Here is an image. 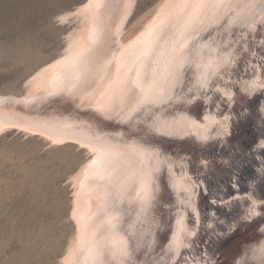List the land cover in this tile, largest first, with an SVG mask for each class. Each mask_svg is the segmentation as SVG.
<instances>
[{
	"label": "bare ground",
	"instance_id": "bare-ground-1",
	"mask_svg": "<svg viewBox=\"0 0 264 264\" xmlns=\"http://www.w3.org/2000/svg\"><path fill=\"white\" fill-rule=\"evenodd\" d=\"M71 3L57 15L60 25L66 26L62 43L55 41L58 30L41 25L39 39L24 38L27 41L19 43V51L16 45V50L0 52V137L7 136L13 127L23 131L22 137L29 136L27 142L10 143L0 156V169L6 161L18 159V163L11 164L15 174H0V208L8 201L6 218L14 220L18 203L16 208L24 215L25 206L30 204L29 217H36L26 228L22 218V223L16 220L8 228L0 227V251L12 236L19 243L9 248L10 253L0 258V264H135L132 260L138 264L147 250L148 232L144 227L149 207L137 237L141 246L137 253L133 245L136 238L128 235L131 220L144 212L148 200L157 201L162 188L161 180L154 182L147 169H136L131 163L135 156L131 140L127 141L130 144H121L108 135H98L97 139H93L97 134L75 135L67 128L68 120L60 124L46 119L29 122L22 116L18 123L13 113L18 99L30 102L43 89L44 96L64 95L66 99L84 101L99 112L129 108L121 114L127 119L138 108L144 112L165 98H182L180 95L193 86L196 91L208 86L213 76L223 75L225 66L232 63L235 50V56L253 54L243 41L250 33L241 34L244 28L254 30L264 15V0ZM213 114L207 118L211 120ZM159 120L161 131L176 135L188 132L193 122L185 115L172 116L165 124ZM200 129L206 134L208 126ZM30 144L59 152L56 170L42 164L47 161L44 157L24 161L26 153L36 149ZM74 149H80L81 156L73 153ZM119 177L140 197L131 206V216L120 221L117 216L121 210L114 207L113 196ZM171 183L179 190V198L183 197L188 182L172 177ZM61 195H66L65 201ZM44 211L50 213L46 218ZM58 217L65 220V227L54 230L52 221ZM185 219V214L176 209L167 216L166 226L174 223L175 241L186 226ZM5 220L0 219V224ZM257 253H264V244Z\"/></svg>",
	"mask_w": 264,
	"mask_h": 264
},
{
	"label": "water",
	"instance_id": "water-1",
	"mask_svg": "<svg viewBox=\"0 0 264 264\" xmlns=\"http://www.w3.org/2000/svg\"><path fill=\"white\" fill-rule=\"evenodd\" d=\"M40 1L0 0V32L27 28ZM9 18L12 20L5 23ZM261 20L254 30L244 28L241 34L250 33L243 36V41L253 54L235 56V50V61L225 66L223 75L213 76L208 86L197 91L193 86L194 90L180 95L182 98H165L144 112L138 108L127 119L121 114L129 108L99 112L84 101L66 99L64 95L44 96L43 89L30 102L18 99L13 111L18 123L22 116L29 122L46 119L60 124L68 120L72 127L67 128L75 135L97 134L93 139L108 135L121 144H130L127 141L131 140L133 166L147 169L154 182L161 180L159 198L147 201L144 212L131 220L134 230H128V235L136 238L133 245L137 253L141 249L137 237L149 207L144 227L148 232L147 250L138 264H264V253H257L264 244V15ZM17 35L15 41L6 39L8 33L0 35V52L16 50V45L19 51L20 44L27 40L22 39L24 33L20 31ZM210 114L214 115L211 120L207 118ZM176 115L193 121L189 131L182 135L161 131L159 119L165 124ZM204 125L208 126L206 134L197 130ZM21 133L13 127L7 136L22 137ZM138 151L142 153L138 155ZM172 177L188 182L183 197L179 198ZM119 178L113 196L114 207L121 210L117 216L120 221L131 216V206L140 197L123 182V177ZM175 209L186 216V226L176 241L174 223L166 226L168 214Z\"/></svg>",
	"mask_w": 264,
	"mask_h": 264
},
{
	"label": "rangeland",
	"instance_id": "rangeland-1",
	"mask_svg": "<svg viewBox=\"0 0 264 264\" xmlns=\"http://www.w3.org/2000/svg\"><path fill=\"white\" fill-rule=\"evenodd\" d=\"M72 0H41L40 3H37V9L34 13L31 14V18L28 19L29 22V26L27 28L24 29H20V28H16L15 30H11V31H4V32H0V35H7V40L9 41H15L18 38V33L20 31V33H24V37L22 38L24 40V38L28 39V40H32L35 41L36 39L40 38V29L42 28V26H47L49 28L52 29H56L58 30V36L55 38V41L58 42H63L64 41V36L65 33L63 32L66 29V26L64 25H60V22L57 21L58 17V13L60 10H62L63 8H70L72 6L71 3ZM15 11V10H14ZM38 13V14H37ZM37 14V15H36ZM12 18L6 19L4 20V22L6 23V21H11ZM2 31V30H0ZM2 33V34H1ZM21 39V38H20ZM52 44V43H51ZM29 138H22L20 136H1L0 137V156H2V154L8 150L9 148V144L12 143L13 141H22V142H27ZM30 148L36 147V149H32L30 153H26V157L24 158V161H29L31 158H38V157H44L47 158V161L45 163L46 166H51L52 170H56L57 168V164H56V154L59 153L57 151L54 150H49V148L47 147H37L38 145L35 144H30L29 145ZM41 147V148H40ZM68 148V147H67ZM70 149H73L70 147ZM75 151H73V153L79 154L81 153L80 149H74ZM15 162L18 163V159H15L14 161H6V164H4L3 169H0V174L4 175V174H11V171L14 170V166H12L11 164H14ZM11 165V166H10ZM13 174H15V172H12ZM3 189V188H2ZM1 192H5V190H1ZM66 195H61V199L64 201L66 200L67 197H65ZM12 202V206H15V202L14 201H10V203ZM19 203L18 206L19 207ZM9 206V203L7 201V203H5V205L3 206V208H0V213H2V217L0 218L1 220L6 219L5 221H3L0 224V227H4V228H8L14 221H18L20 223H22L21 218L24 219V227L26 228L30 222H32L36 217H29V210H32V208L30 207V204H27L25 206L26 211H25V215L24 212L19 213L18 209L15 207V211H17V218H15L14 220H10L11 216L6 218L8 215V210H4L5 207ZM12 208V207H11ZM12 212V213H13ZM44 218H46L47 215H49L50 213L44 211ZM12 215V214H11ZM38 216V214H37ZM25 217V218H24ZM14 218V217H13ZM48 222V221H46ZM52 228L55 230H58V228H64L65 227V220L61 217L55 218L52 221ZM49 231V230H48ZM8 245L5 247V249L3 251H0V258L3 257L4 255H8L10 253L9 248L13 247L14 245H19V243H16L15 237H11L7 243ZM9 251V252H8Z\"/></svg>",
	"mask_w": 264,
	"mask_h": 264
}]
</instances>
